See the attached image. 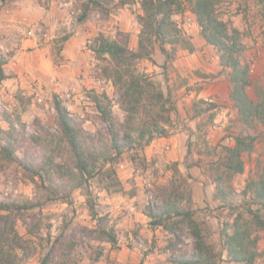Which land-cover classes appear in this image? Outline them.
I'll return each mask as SVG.
<instances>
[{"label": "rangeland", "instance_id": "rangeland-1", "mask_svg": "<svg viewBox=\"0 0 264 264\" xmlns=\"http://www.w3.org/2000/svg\"><path fill=\"white\" fill-rule=\"evenodd\" d=\"M93 1H99L100 5L96 6ZM118 2L36 0L45 10L51 3L57 6L66 3L62 5L67 10L66 25L50 33L40 28L35 31L41 39L40 54L31 46L0 50V55L6 58L3 68L14 80L12 86H0L3 104L0 107V131L9 130L10 123L15 124L18 132L19 124L25 126L24 144L14 154L18 161H8L0 155V203L35 205L33 209L22 211L15 222L23 243V249L17 251L20 264H43L52 247L55 250L49 255L47 264H171V258L178 252L194 255L196 239L187 223H180L176 229L179 241L162 227L150 223L148 214L158 212L168 195L180 208L194 212L193 218L200 224L206 243L218 254L217 264H236L228 261L219 234L222 224L231 222L235 213L229 205L222 207L214 199L215 187L209 164L210 160H216L219 144L233 145L231 136H257L253 150L257 156L244 154V173L232 179L233 194L229 203L239 212H245L246 199L242 190L246 181L256 172L264 177V129L240 123L225 86L213 81L214 77L201 71L203 69H190L181 75L172 67L176 52L190 44V35L183 27L190 21L187 4H181L172 16L184 40L175 47L174 58L165 68L158 67L161 60L159 44L154 43L153 53L155 49L157 54L152 56V61H136L131 67L134 73L150 76L165 95L174 91L175 98L180 94L171 100V111L161 113L154 108L139 116V123L157 121L163 124L168 137H156L141 148H124L114 164L99 161L97 172L88 185L64 200L48 201L52 193L49 194L33 174L44 156L42 145L57 162L65 156L57 141L60 129L53 107L54 97L81 124L86 152L101 157L113 154L109 148V128L97 112L94 97L105 94L109 98L118 128L125 119L120 108L123 91L104 75L102 69L110 61L106 56L97 57L91 46L96 37L103 35L125 44L128 49L137 48L134 42L141 29L138 17L143 14L140 0L125 6H119ZM85 4L90 8L88 17L78 22ZM217 13L230 28L240 33L244 47L241 62L250 65L252 85L248 94L256 102L257 90L264 93V67L261 65L264 62V0H225L217 6ZM21 36L25 39L34 37L30 30ZM64 37L68 39L64 40ZM258 39L260 55L256 57L254 50ZM0 41H7L6 37H0ZM165 47L170 51V46ZM223 75L228 76L226 71ZM196 92H203L205 96L199 100L217 104L213 120L205 121L201 131L197 125L204 122L202 118L191 122L193 103L198 101L194 96ZM190 94L192 97H188ZM179 109L183 110L182 115ZM31 136L39 137L42 145L35 144ZM59 186L56 184L51 188L62 196L64 192ZM91 206L98 217L105 218L107 227L115 230L116 245L95 238L96 221L91 217ZM257 234L261 251L264 230ZM256 264H264V259L258 258Z\"/></svg>", "mask_w": 264, "mask_h": 264}, {"label": "trees", "instance_id": "trees-1", "mask_svg": "<svg viewBox=\"0 0 264 264\" xmlns=\"http://www.w3.org/2000/svg\"><path fill=\"white\" fill-rule=\"evenodd\" d=\"M225 0H140L143 14L138 17L141 29L138 34L137 48L128 49L125 44L110 40L99 35L92 41L91 51L97 57H107L110 64L103 67L105 77L113 86L123 91L120 108L125 113V119L117 128L110 108V100L103 94L94 97L97 112L108 128L110 135L109 148L112 156L101 157L99 154L86 152V139L83 136L82 126L71 116L61 101L54 97L53 107L56 111L57 123L60 129L57 141L62 145L65 156L59 161L50 154L48 148L40 144V138L31 136V140L42 145L44 156L40 166L33 170L43 188L52 196L48 201L68 198L74 191L85 188L98 168L102 164H114L122 155L124 148L144 147L149 145L156 137H168L167 128L157 121L144 124L139 123L141 112L156 108L161 113L171 111L173 104L171 98L165 95L160 87L146 74L134 73L131 67L140 60L152 61L153 44H159V50L165 60L162 68L173 58L175 47L184 42L181 31L172 20L176 10L181 4H187L194 15L200 34L207 45L212 46L219 53L221 72L228 70L229 94L228 99L236 111L238 121L246 127L261 126L264 129V93L257 90L258 101H254L248 94L252 82L249 75L250 65L241 62L244 47L240 41V33L230 28L228 22L217 13V6ZM99 6V1H93ZM133 3V0H119V6ZM90 8L83 6L78 22L87 19ZM64 37V40H67ZM170 46V51L165 46ZM187 43V48H192ZM6 58L0 55V84L8 76L4 72ZM103 99V100H100ZM217 104L198 100L193 103L192 118H202L203 123L197 125L199 131L205 127V121H212L215 116ZM20 125L19 132L14 123H10L9 130L0 131V155L8 161H18L14 156L24 144V128ZM233 145L219 144V154L214 161L210 160V178L214 184V199L222 204L229 205L234 214L231 222H224L220 229V238L229 262L236 264H256L258 258L264 259V248L259 251L258 231L264 230V177L262 174L253 175L246 181L242 190L245 197L244 211L239 212L231 206L229 199L233 194L232 179L235 175L244 173V154L254 150L257 140L255 134H238L231 136ZM2 143V144H1ZM212 157H210L211 159ZM25 167V166H24ZM25 169L30 170L25 167ZM60 185L64 194L59 195L51 187ZM162 207L156 213L148 214L153 226L162 227L180 240L176 229L180 223H187L196 239V253L178 252L171 258V264H217L218 254L214 247L207 244L201 226L193 218L192 210H184L165 197ZM33 204H7L0 203V264H20L18 250L23 249V243L15 229V222L22 211L33 209ZM91 217L96 221L94 233L98 241L117 244L115 230L107 227L104 217H98L93 207L90 208ZM247 214V215H245ZM50 250L43 264L49 262Z\"/></svg>", "mask_w": 264, "mask_h": 264}, {"label": "crops", "instance_id": "crops-1", "mask_svg": "<svg viewBox=\"0 0 264 264\" xmlns=\"http://www.w3.org/2000/svg\"><path fill=\"white\" fill-rule=\"evenodd\" d=\"M62 5H66V3H60L59 6L51 3L50 7L45 10L39 7L36 0H0V37L5 36L7 40L5 42L0 41V50L9 47H11V49L14 47L21 49L23 47L31 46L40 54L41 49H39V45H41V39L38 38L39 35H35V31L38 28L48 32H52L54 29H62L67 23V19L64 17L67 14V10ZM189 15L190 21H188L189 23L186 22L183 27L188 35H190L189 46L192 48V51H189L188 48H180L179 51L176 52V58L172 60V67L177 69L181 75L187 70L190 72V69H203L201 71L214 77L213 81L219 83V85L225 86L228 95L230 89L229 77L223 75V72H221L219 55L216 54L217 51L212 46L205 43L200 34V28L196 24L194 15L191 12ZM29 30L34 37H30L29 39L23 38L21 34L27 33ZM136 43L137 42H134V47ZM155 53L157 54V51L154 49V53L152 54L153 57H155ZM209 56H211L210 60L208 59ZM159 57L161 60L158 62V67L160 66L161 68L165 57L161 52ZM261 65L264 67V62H262ZM225 71L228 75V70ZM4 72L8 78L3 81L0 86L8 84L12 86L14 80L10 78V73L7 69H4ZM169 95H172L171 100L180 97L179 94L174 98V91ZM194 96L197 100L201 97H205L203 92H196ZM188 97H192V94ZM182 112L183 110L179 109V114L182 115ZM197 119L198 118H192L191 122L196 121ZM252 155L257 156V154H253V152Z\"/></svg>", "mask_w": 264, "mask_h": 264}, {"label": "built area", "instance_id": "built-area-1", "mask_svg": "<svg viewBox=\"0 0 264 264\" xmlns=\"http://www.w3.org/2000/svg\"><path fill=\"white\" fill-rule=\"evenodd\" d=\"M260 55V39H258L257 43L255 44L254 56L258 57ZM3 106L2 102L0 101V107Z\"/></svg>", "mask_w": 264, "mask_h": 264}]
</instances>
